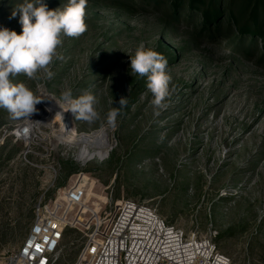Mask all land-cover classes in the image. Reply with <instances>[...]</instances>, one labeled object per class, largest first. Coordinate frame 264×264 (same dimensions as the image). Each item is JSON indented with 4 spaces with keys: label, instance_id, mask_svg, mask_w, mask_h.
Wrapping results in <instances>:
<instances>
[{
    "label": "rangeland",
    "instance_id": "obj_1",
    "mask_svg": "<svg viewBox=\"0 0 264 264\" xmlns=\"http://www.w3.org/2000/svg\"><path fill=\"white\" fill-rule=\"evenodd\" d=\"M192 1L88 0L87 30L63 37L53 75L13 78L60 103L63 91L94 94L99 119L69 111L67 134L104 130L109 147L106 158L81 161L88 145L49 136L46 151L25 160L9 141L0 156V254L21 244L37 203L52 205L82 175L88 211L122 199L147 204L186 236L212 240L232 264H264V0H236L235 22L227 18L233 0ZM23 2L0 0V27L21 32L10 16ZM43 2L56 9L67 0ZM140 45L168 61L170 94L159 108L146 77L131 75ZM121 97L127 104L109 124ZM21 119L0 108V125ZM89 214L64 230L57 264L77 259Z\"/></svg>",
    "mask_w": 264,
    "mask_h": 264
},
{
    "label": "built area",
    "instance_id": "obj_2",
    "mask_svg": "<svg viewBox=\"0 0 264 264\" xmlns=\"http://www.w3.org/2000/svg\"><path fill=\"white\" fill-rule=\"evenodd\" d=\"M47 120L32 117L0 125V156L9 141L22 146L25 160L46 151V136L53 134ZM81 176L52 205L36 204L28 233L18 248L0 254V264H57L64 230L87 213L91 217L82 224V248L73 264H232L212 240L186 236L147 204L122 199L88 211ZM76 210L80 214L75 216Z\"/></svg>",
    "mask_w": 264,
    "mask_h": 264
},
{
    "label": "clouds",
    "instance_id": "obj_3",
    "mask_svg": "<svg viewBox=\"0 0 264 264\" xmlns=\"http://www.w3.org/2000/svg\"><path fill=\"white\" fill-rule=\"evenodd\" d=\"M87 3L88 0H67L56 9H50L43 0H24L14 5L10 19L19 17L21 32L0 27V108L12 118L32 120L38 113L37 105L43 101L27 84L13 83V78L23 74L29 80L36 79L40 70H45L49 77L53 75L49 66L58 58L63 37L78 38L87 30ZM129 59L131 75L146 77L147 90L153 96L151 103L157 108L163 106L171 83L166 57L140 45ZM61 97L64 103H56L75 119L87 122L99 119L96 108L99 100L91 92L72 98L71 90H67ZM126 104V97H121L119 107L108 112L109 124L115 125Z\"/></svg>",
    "mask_w": 264,
    "mask_h": 264
},
{
    "label": "bare ground",
    "instance_id": "obj_4",
    "mask_svg": "<svg viewBox=\"0 0 264 264\" xmlns=\"http://www.w3.org/2000/svg\"><path fill=\"white\" fill-rule=\"evenodd\" d=\"M39 97L43 101L37 105L38 113L33 115V117L47 118L48 120L46 121V125L53 128L52 136L61 145L66 146V141L74 144L88 145V148L82 145L83 148L80 149V152L78 153V159H80L81 161L93 160L95 158L103 159L107 157L108 151L106 149L109 147V141L108 136L105 134L104 130L98 131L96 133L93 132L94 134H83L77 138L69 136L67 134V130L68 119H71L70 112L61 109L56 103L57 100L54 99V97H52L50 94H47L46 92L44 93V91L40 92ZM66 107L67 105H65V108ZM47 137L48 135L46 136V138ZM95 145H98L97 149H93L95 148Z\"/></svg>",
    "mask_w": 264,
    "mask_h": 264
},
{
    "label": "trees",
    "instance_id": "obj_5",
    "mask_svg": "<svg viewBox=\"0 0 264 264\" xmlns=\"http://www.w3.org/2000/svg\"><path fill=\"white\" fill-rule=\"evenodd\" d=\"M194 2H195V4H197V5H204V2H203V0H193ZM192 1V2H193ZM214 1V0H213ZM235 1L236 0H233V3L230 5V9H228L227 10V18H228V20L229 19H231V20H234V22H235V11H236V9H235V7H236V3H235ZM193 2V3H194ZM194 5V4H193ZM192 5V6H193ZM257 11V10H256ZM238 25V24H237ZM256 33H259V31L258 32H256ZM261 33V32H260ZM261 38H260V40H264V35L262 34L261 36H260Z\"/></svg>",
    "mask_w": 264,
    "mask_h": 264
}]
</instances>
